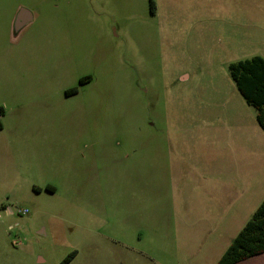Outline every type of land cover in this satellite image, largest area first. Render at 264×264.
I'll use <instances>...</instances> for the list:
<instances>
[{
  "label": "rangeland",
  "instance_id": "rangeland-1",
  "mask_svg": "<svg viewBox=\"0 0 264 264\" xmlns=\"http://www.w3.org/2000/svg\"><path fill=\"white\" fill-rule=\"evenodd\" d=\"M163 1L0 0V145L33 146L0 151V264H216L264 199V132L228 72L264 59V0Z\"/></svg>",
  "mask_w": 264,
  "mask_h": 264
},
{
  "label": "trees",
  "instance_id": "trees-1",
  "mask_svg": "<svg viewBox=\"0 0 264 264\" xmlns=\"http://www.w3.org/2000/svg\"><path fill=\"white\" fill-rule=\"evenodd\" d=\"M150 13L155 11L153 0H149ZM228 72L238 93L245 103L256 112V122L264 132V59L254 56L229 64ZM82 78L79 84L89 82ZM77 93V89L66 91L67 96ZM2 114V109H0ZM52 191L46 188V191ZM77 252H71L63 263H69ZM264 254V199L250 219L235 236L216 264H239L247 259Z\"/></svg>",
  "mask_w": 264,
  "mask_h": 264
},
{
  "label": "crops",
  "instance_id": "crops-1",
  "mask_svg": "<svg viewBox=\"0 0 264 264\" xmlns=\"http://www.w3.org/2000/svg\"><path fill=\"white\" fill-rule=\"evenodd\" d=\"M168 1L169 2H167V0H164L163 2L165 4H172L174 0H168ZM232 10H233V14H235L236 10H238L237 14L240 15V13H239L240 8L239 7L237 9L235 7H233ZM224 12H225V8L224 7H221V9H219L218 7H214V6H210V5L202 8V12L201 11L200 12H196V16L197 17H199V16L201 17V19L203 21V25L205 27V33L203 35L204 37L208 36L210 28L213 27V25H209L208 23L204 24V16L206 17L207 21H211V19H212L211 17L213 15H217V16L220 17V16L223 15ZM30 17H31V21L27 25H29L33 21L31 14H30ZM199 22H200V19L199 20L197 19L195 24L199 25ZM27 25H25L24 27H26ZM201 36H202V34H201ZM226 36H227V39L224 40V42L222 44L223 45L222 52L227 54V55H229L230 57H238V55L240 54V42H239V40H240V37H241V28H240L239 23L237 25L233 24L232 26H230L228 32L226 33ZM234 59H237V58H234ZM2 115H3V111H2ZM3 131H4V126H3L2 123H0V135L3 133ZM1 143H3V145H0V151H2V150L16 151L17 149H20V147L22 145H25L27 147H29V145H30L29 141H24L23 143H17L14 140V138H13V140H8L7 139V141H1ZM29 149L32 150L33 146L31 145V147H29ZM41 149H42V144L36 146V150L37 151L40 152ZM46 188L52 190V191H49V190L46 191L48 194H54L56 192V188L53 185H51V184H46L45 185V189Z\"/></svg>",
  "mask_w": 264,
  "mask_h": 264
},
{
  "label": "water",
  "instance_id": "water-1",
  "mask_svg": "<svg viewBox=\"0 0 264 264\" xmlns=\"http://www.w3.org/2000/svg\"><path fill=\"white\" fill-rule=\"evenodd\" d=\"M31 21V17L28 11L22 9L20 10L14 21V32L18 33L20 29H22L25 25H27Z\"/></svg>",
  "mask_w": 264,
  "mask_h": 264
},
{
  "label": "built area",
  "instance_id": "built-area-1",
  "mask_svg": "<svg viewBox=\"0 0 264 264\" xmlns=\"http://www.w3.org/2000/svg\"><path fill=\"white\" fill-rule=\"evenodd\" d=\"M22 214H25L26 213V211H23V212H21Z\"/></svg>",
  "mask_w": 264,
  "mask_h": 264
},
{
  "label": "flooded vegetation",
  "instance_id": "flooded-vegetation-1",
  "mask_svg": "<svg viewBox=\"0 0 264 264\" xmlns=\"http://www.w3.org/2000/svg\"><path fill=\"white\" fill-rule=\"evenodd\" d=\"M17 15V14H16Z\"/></svg>",
  "mask_w": 264,
  "mask_h": 264
}]
</instances>
